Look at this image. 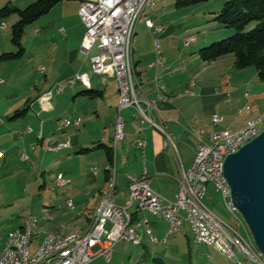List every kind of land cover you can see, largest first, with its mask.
Segmentation results:
<instances>
[{
	"label": "crops",
	"instance_id": "crops-1",
	"mask_svg": "<svg viewBox=\"0 0 264 264\" xmlns=\"http://www.w3.org/2000/svg\"><path fill=\"white\" fill-rule=\"evenodd\" d=\"M33 1L0 0V6L10 3L18 8H22ZM82 1L58 0L46 13L30 23V30L27 27L29 24L25 26L24 32L26 29L32 33V35L28 36V38L31 37V48L35 49L39 47L40 49H44V54L40 59L41 63L45 64V67L42 66L44 70H40V64H38L36 70L40 73L41 77L38 75L37 82L29 86V91H26L27 96H23L24 98H21V100H18L6 110L10 111L15 107L8 119L13 121L10 125L18 124V127L24 129L21 136L15 132L16 129L10 132L8 130L9 126L7 128L3 125V121L0 122V138L21 139L23 144H36L46 153L55 152L56 154L57 151L71 148L73 149V153L86 154L88 158L92 152L96 153V158H99L98 162L102 165V168H99L96 174L92 173L91 170L89 171V169L85 174L81 172H77L76 175L73 174L75 178H82L84 183L86 178L90 176L89 181L93 183L87 197L80 200L79 206L81 211L79 212V216L77 218L73 216L84 227L79 231L80 233L62 230L64 233L75 234H81L90 226L95 208L106 188V181L109 176V172L105 170V165L109 163L107 148L105 146H94L98 141L106 143L107 146H112L111 139L115 128V119L118 114V85L114 77H109L107 83L102 84L99 75L95 74L99 78H95L94 84L96 88L94 89L100 90V93L94 97L81 94V90L74 89L75 86L70 87L66 83L67 79L75 73L85 72L89 76L91 72L90 55H86L80 51V43L85 30L78 13ZM175 2L176 0H156L155 5L151 6L154 7L152 12H149L150 15L146 18L151 19L154 16L156 20H151L155 24H165L166 27L163 32L156 33L144 24L145 28L140 33L139 38H137L136 48H132V50L135 51L137 57L141 58L144 55V59H146L143 65L139 58L133 61L136 77L142 89V91L138 90L139 96L153 98L156 97V86L158 84L163 83L166 87L164 91L166 99L164 101L158 99L155 101L154 121L156 124L163 125L165 132L175 138L182 165L184 168H187L191 164L196 152L197 136L192 130H202L199 134L200 138L208 141L209 135L213 130L222 128L238 130L250 123L254 119V116L264 112V81L258 78L256 69H248V66L243 68L235 67L233 64L234 57L231 55H224L216 60L207 61L200 58L198 50L196 51V56L201 60L199 63L192 65V67L188 66L175 70L170 74L167 73L166 68H170L177 59L183 56V54H179V56L172 55L168 51L173 46V44L169 43L170 40L173 39V42L180 40L178 31H181L179 28H184V26H180L179 23L178 25L172 23L166 24V22L159 19L168 13L178 12H184L185 16L203 17L202 19L205 17L209 18L211 15L215 17L224 0H208V2L199 5V7L186 6L189 8L183 7V9H179L182 7L176 6ZM17 18L16 15L11 16L7 20L0 17V54L13 50L14 44L11 42V33L8 31V26L9 23H13ZM199 24L201 23L199 22L197 25ZM206 27L207 25H204L202 28ZM35 28L38 29V32H35ZM61 28L63 32L60 31ZM192 28L193 26L185 28L183 33L186 35ZM213 28L215 29L212 37H221L229 33V29H222L219 25ZM136 33L134 32L133 39ZM181 35L183 36V34ZM155 36H158L163 43L164 49L159 51V53L152 48V39ZM210 37L206 36L200 42L195 37H190L188 40L183 39L184 41H182L183 44H186L193 40V42H196V47L200 48V45L209 41ZM21 43L24 49L19 57L0 60V77L4 79L0 83V86L3 90L5 88L14 89L19 77L28 79L30 75L28 73L31 72L32 66L28 67L29 64L22 65L19 64V61H14L21 58L26 52L23 36ZM92 51L96 52V48H93ZM157 56L163 58L164 65L149 66V62ZM196 60L197 58L192 62ZM205 64L208 66H205ZM10 66H14V68ZM224 73L228 75L223 77ZM191 81H194V85L192 86L194 90L193 94L186 92ZM57 83L64 85V91H67L63 96L56 94L55 103L52 104L51 100V106L48 109H56L59 103L67 102L68 99L71 100L72 104H75L81 96L90 99L89 105L94 104L92 107H87V110L89 109L90 114H92L87 116V122H84V115H81L75 106L73 112L70 113L72 117L80 118L81 120L80 126L76 129L87 127L79 134L68 135L69 133L67 134L66 131L60 130L59 121L56 122L60 116L55 118V122L51 120L50 115H46L44 119H40L42 112L39 111V108H43L38 98L44 91L52 88ZM91 84L90 81V84L86 87L90 86L93 88ZM101 86L106 87L103 88ZM31 92L32 94L30 95ZM105 95L114 98V108H111L113 106H110V104L108 108L104 105L99 108L98 102L94 98H105ZM19 105H22V107L18 108ZM108 109H110V113ZM87 110L86 113L88 114ZM102 111H106L108 116V121L106 122V124L110 125L108 135L105 134L107 133L106 126L98 121ZM15 112L17 114L13 115ZM48 113L50 112L47 111L46 114ZM215 113L222 117L221 123L217 125L213 124L211 120L212 115ZM120 114L122 115V109L120 110ZM94 117L95 119H93ZM122 118L124 137L115 143L113 159L111 161L116 168L114 200L117 204L127 207L134 218H132L133 222H135L134 220L147 219L151 232L148 233L145 226L135 227L134 230L139 235L140 242L136 244L126 239L117 240L113 245L111 258L109 260L104 259L107 262L106 264H169V261L172 262L170 264H186V257L189 264H191L192 253L194 264H217L214 260V254L224 255L208 245L194 243L192 231L187 220H183V230L181 232L167 234L168 222L164 218L154 216L143 208H138L136 202L130 203V191L126 177L128 173L140 177L143 175L145 169L149 186L164 198L170 200L175 198L180 173L174 153L169 147L164 146L165 134L162 131L156 126L147 123L142 124V129L138 130L140 124L136 118V112H133L126 122L123 115ZM26 127H30V130L27 131ZM57 128L61 132H57ZM47 136H51L58 143L69 138L70 145L57 151H48L45 149V138ZM139 139H144L146 142L144 159L141 157L140 149L137 145ZM84 147H91V149L80 152L79 149ZM100 150L104 152V155L98 153ZM122 157H124V161ZM88 163L86 165H90ZM65 176L70 178L69 175ZM83 182L82 184H84ZM72 197L77 200L75 194ZM181 214H184V212L181 211ZM241 220L238 223L239 228L242 227ZM24 221L21 219L17 228L22 227ZM58 230L56 227L51 231ZM243 233L247 238L244 229ZM151 236L156 237L158 241L153 240ZM0 238L2 240L1 236ZM90 248H96L94 251L90 250L93 255L90 262L93 260L98 261L101 256L99 254L100 243H96ZM238 263H240V258Z\"/></svg>",
	"mask_w": 264,
	"mask_h": 264
},
{
	"label": "built area",
	"instance_id": "built-area-1",
	"mask_svg": "<svg viewBox=\"0 0 264 264\" xmlns=\"http://www.w3.org/2000/svg\"><path fill=\"white\" fill-rule=\"evenodd\" d=\"M156 0H83L79 6L78 13L85 27L84 34L80 43V51L86 55H90L91 71L101 78V83L106 84L109 77H114L118 85V106L116 118V131L113 132L111 142L116 143L123 139V118L120 110L135 106L137 109L136 118L142 129V124L156 126L165 134L164 146L169 147L174 153L180 178L178 180L177 191L175 198L170 200L164 198L158 192L154 191L149 186V181L144 169L143 175L137 177L128 173L126 175L129 187V201L136 202L138 208L147 210L150 214L162 217L168 222L167 234L178 233L183 230V220H187L190 228L195 227V218L203 217L209 228L219 227L225 230L228 242V251L223 253L225 257H230V248H237V256H241L248 260L250 264H264V255L262 253L261 261H254L249 252H244L240 246V238H244L240 232L236 231L235 225H230L223 220V223H216V214L208 208L203 202V197L206 192L207 184L212 183L214 190L223 198L226 209L235 217V220H241V217L235 209L232 200L230 187L226 178L223 175V160L225 155L234 152L245 142L257 135V131L261 130L264 125H257L259 114L254 116L251 121V126L247 129V136L242 139H233V132L236 129L222 128L211 131L209 140L204 141L199 134L202 130H192L197 136L196 152L191 164L184 168L180 159L178 149L176 147L175 138L168 135L164 126L156 124L154 121V110L156 109L155 101L166 99L164 91L166 87L163 83L158 84L156 97L150 98L147 96L138 97V90H141L140 84L136 77V71L130 69L128 58H125L124 46L126 38H129V19L132 17L133 11H141L143 8L154 6ZM145 25L151 28L154 32H163L165 24H155L150 18H145ZM63 32V29H60ZM35 32L38 29L35 28ZM159 45V40L156 39V46ZM93 48L96 52L91 54ZM159 53V50H156ZM164 60L157 56L149 62V66H162ZM40 70L44 67L40 66ZM167 73H172L171 68H166ZM4 79L0 77V83ZM67 85L74 87L77 83L82 85L90 84L89 76L85 72L75 73L70 76ZM194 81L190 82L186 89L187 93L193 94L192 86ZM64 91V85L57 83L52 88L44 91L38 98L43 109H48L51 106V100L55 94H60ZM212 123L217 125L222 121L219 114H213L211 117ZM2 119L0 118V122ZM80 118L68 115L61 119L59 126L60 130L65 128V125H72L78 128L80 126ZM29 131L30 127H26ZM19 136L22 131L15 130ZM45 149L55 151L58 148L69 146L70 140L67 138L63 142H55L51 136L45 138ZM145 140L139 139L137 145L140 149V155L144 159ZM4 155V151L0 150V158ZM22 160L26 159L25 149L21 151ZM124 161V157H122ZM107 165V164H106ZM105 165V166H106ZM98 167H92L91 172L96 174ZM116 168L113 169V183L108 190V196L102 201L99 207V218L96 221L94 231L82 232L72 239L66 246L64 254L55 255L49 258H41V249L46 244H51L56 241V237L61 235L62 230L46 231L41 241L31 250L33 225L37 217L29 214L24 220L29 225V236L25 242L23 249V264H89L92 259L90 247L96 243H100L99 254L106 260H109L112 255L113 245L117 240L126 239L133 243H139L140 237L135 232V227L145 226L148 233L151 232L147 219L135 220L133 227H125V220L128 214H131L126 206L119 205L114 200L116 191L115 183ZM71 182V179L63 173L57 174L55 183L57 187H66ZM67 204L73 207L71 200ZM181 211L184 214H181ZM16 228L8 230L5 235L4 244L1 245L0 238V264H13V256L10 253L12 237L15 235ZM153 240L158 241L154 236ZM251 241V240H248ZM193 242L196 244L208 245L209 243L219 242L213 239H202L201 235L196 233L193 236ZM2 246V247H1Z\"/></svg>",
	"mask_w": 264,
	"mask_h": 264
},
{
	"label": "rangeland",
	"instance_id": "rangeland-1",
	"mask_svg": "<svg viewBox=\"0 0 264 264\" xmlns=\"http://www.w3.org/2000/svg\"><path fill=\"white\" fill-rule=\"evenodd\" d=\"M206 2H208V0L193 4L192 6L189 5V7H194V6L199 7V5H203ZM189 7H185V8H189ZM153 8L154 7H146L141 13V16L135 27V32L137 33L132 41L133 49L136 48L135 45L137 43V38H139L140 33L145 28L144 19L150 15L149 12H152ZM179 9H183V7ZM13 15H16V17H18V15L15 13L5 17L4 19L5 20H7L8 18L10 19L11 16ZM202 18L203 17L193 16V15L185 16L184 12H178V13H168L167 15L159 19L160 21L166 22V24L172 23L174 25H178L179 23L180 26H184V28L181 27L179 28L178 26V28L181 29V31L177 30L179 33L178 37L180 38V40H176L175 42H173V39H171L169 42L170 44H173L171 49H169L168 51L169 54L176 56H179V54L180 55L183 54L182 58L177 59L174 65L170 66L173 72L175 70L183 69L188 66L192 67V65H195L196 63H199L201 61L200 58L196 56V51L199 48L196 47V42H193L192 40L186 44H183L184 40H188L190 39V37H195L197 41L200 42L201 39L205 38L206 36H211L209 41L200 45L203 46L209 44L212 41L228 36L232 32H234L233 29L226 28L220 25L219 22L216 19H214V15H211V17L209 18L208 17H205L204 19ZM151 19L155 21L156 17L153 16ZM199 22L201 24L197 25ZM11 24L12 23H9L8 26L9 29L8 31L10 33H11ZM30 25L31 24L27 26L28 29L31 27ZM204 25L205 26L207 25V27L202 28ZM216 25H219L220 27H222V29H229V33L221 37H212L213 36L212 34H214L213 31L215 29L213 27ZM253 25L254 22L250 23L248 25V28L252 27ZM190 26H193V28L190 29V31H188V33H186L185 35V33H183L184 29ZM181 34H183V36ZM29 35H32V33L25 29L23 35V44H25L26 46V52L21 58L14 60V61L16 60L19 61V64L22 65L29 64L28 67L32 66L31 72L28 73V75L30 74L28 79H23V77H19L16 81V87L14 89L5 88L3 90L1 89L0 86V118L3 121V125H5L7 128L9 126L8 130H10V132H13L14 129L24 132V129L18 127V124L10 125V123H12L13 121L9 120L8 117L13 113L15 107H13V109H11L10 111H6L7 108L14 105L18 100H21V98H24L23 96H27L26 91H29V86L32 83L37 82L38 75H40V73L36 70V68H38L37 67L38 64H40L39 66L45 67V64L41 63V59H40V57L44 54V49H40L39 47L35 49L31 48L30 45L31 37L28 38ZM156 39L159 40L158 46H156ZM148 48H150V46H148ZM152 48L154 50L158 49L159 51H162L164 49L162 40L158 38V36H155V38L152 39ZM15 50L16 48L13 46L12 51ZM93 52L94 51H92L91 54ZM227 55L233 56V54L231 53ZM132 56H133V61L139 58L137 57L135 51L133 50H132ZM195 58H197V60L195 62H192L194 61ZM139 60L140 62H142L143 65L144 60L146 59H144V55H143L141 56V58H139ZM205 66L208 65L205 64ZM10 67L14 68V66H10ZM248 67H249L248 69H252V70L255 69L253 66H248ZM202 73H204V71H202ZM226 75L228 74L224 73L223 77H225ZM89 77L92 83L91 84L92 87L96 88V85L94 84L95 78L98 79L100 76L98 77L91 71L89 73ZM85 88L86 86L82 85L81 83H77L74 87V89H79V90ZM66 91H64L59 95L63 96L64 93H66ZM31 94L32 92L30 93V95ZM56 97L57 95L55 94L52 99V104L55 103ZM104 97L105 98H94L98 102L99 108H101V106L103 105L106 108H108L109 104L110 106H113L111 108H114L115 106L114 98L109 95H105ZM138 97H140L139 93H138ZM89 101H90L89 98L81 96L75 104H72L71 100L68 99L67 102L59 103L56 109L44 110L39 108V111L42 112L40 119H44L46 115H50L49 117L51 118V120L54 121L57 116H60L59 120L57 121L55 120L56 122L59 121L58 125H60L61 119L70 115V113L73 112L75 106L80 111V114L84 115L83 118L84 122H87V116L92 115L90 114L89 109L87 110V107L94 106V104L89 105ZM21 107L22 105L18 106V108ZM86 110L89 112L88 114L86 113ZM47 111H49L51 114L50 113L46 114ZM84 111L85 113H83ZM108 112L110 113V109H108ZM133 112L137 113V109L135 106H128L122 109V115L124 117L125 122L129 120V117ZM93 119H95V117ZM98 121H100L101 124L103 123L102 125L106 126L107 133L105 134L108 135L110 125H108V123L106 124V122L108 121V116L106 111H102L100 113ZM85 128L81 127L80 129H76L75 127L69 126L64 128L63 130L66 131L67 134L69 133L68 135H70L74 133L79 134ZM57 130H58L57 132H61L58 128ZM176 147L178 148L177 144ZM23 149H25V151L27 149V151L25 152L26 154L25 160H22L21 158V151ZM0 150L4 151L3 157L0 158V236L2 237L1 245L3 246L4 244V237L6 235V232L15 227L17 228L21 219L24 220V218L29 214L35 215L37 217V222H35V224L33 225L31 250L34 249L37 246V244L41 241L44 232L48 230L51 231L53 228L57 227L59 230H64L66 232L73 231L76 233H80L79 231L84 227V225L78 222L76 219L79 216V212L81 211V208L79 206L81 203L80 200L82 198L87 197L88 191L93 183H90L89 181L90 176L86 178L87 182L85 181L84 183L82 181L83 180L82 178L80 177L75 178L73 174L76 175L77 172H81L85 174L88 172V169L90 171L92 167L102 168V165L98 162L99 158H96L97 157L96 153L92 152L89 158L87 157L86 154L73 153L72 148L64 149L59 152L57 151L56 154L55 152L46 153L43 152V150L40 149V147H38L36 144L25 145L22 143L21 139H15V138L9 139L8 137L0 138ZM101 150L98 153H100V155H104V152ZM88 159H89V163H88ZM87 163L90 165H86ZM60 172L64 173L65 175H69L71 179V182L66 187L63 188L57 187L55 183V177ZM82 182L84 184H82ZM74 194L77 196V200L74 199V197H72L74 196ZM68 200L72 201L73 207H70L67 204ZM203 202L222 220H224L230 225L233 226L235 225L234 216L226 209L222 196L220 195V193L214 190V186L212 183L207 184L206 192L203 197ZM73 216H75L76 218L74 219ZM241 221H242L241 224L242 227L239 228L240 233L245 237V234L243 233V229H244L248 240L252 241L250 232L246 224L244 223L243 219ZM201 229H202L203 239H209V238L212 239V237L208 234V232L204 228ZM247 238L245 237L246 240ZM209 246L211 247V243H209ZM95 249L96 248H90V250L92 251H94ZM99 258L100 259L98 261L93 260L95 262L92 261L89 264L107 263L102 256H100ZM193 258L194 257L192 253L191 264H194ZM239 258H240V263H235L225 258V256L214 254V260L216 261L217 264H250L248 260H246L245 258L241 256H239ZM170 263L172 262L169 261V264ZM185 263L189 264L187 257L185 258Z\"/></svg>",
	"mask_w": 264,
	"mask_h": 264
},
{
	"label": "trees",
	"instance_id": "trees-1",
	"mask_svg": "<svg viewBox=\"0 0 264 264\" xmlns=\"http://www.w3.org/2000/svg\"><path fill=\"white\" fill-rule=\"evenodd\" d=\"M57 1L34 0L24 8H18L10 3L0 6V17L5 18L15 13L18 15V18L11 24V42L16 50L1 53L0 60L16 58L22 54L24 48L21 38L25 26L46 13ZM203 1L206 0H176L175 5L186 7ZM214 19L222 26L233 29L234 32L201 46L198 49L200 58L213 61L231 53L234 57L235 67L253 66L258 78L264 81V0H224ZM252 22L254 25L248 28ZM80 93L94 97L100 93V90L89 86L82 89ZM15 114L17 112L13 115ZM100 146L107 148L108 161L112 163L113 145L107 146L106 143L98 141L94 147ZM89 149L91 147H84L79 151L85 152Z\"/></svg>",
	"mask_w": 264,
	"mask_h": 264
},
{
	"label": "bare ground",
	"instance_id": "bare-ground-1",
	"mask_svg": "<svg viewBox=\"0 0 264 264\" xmlns=\"http://www.w3.org/2000/svg\"><path fill=\"white\" fill-rule=\"evenodd\" d=\"M143 10L144 8L142 9V12ZM142 12L133 11L132 17H130L129 19V28L131 29V31L129 32V38H126V44L124 46V54H125V58H128V62H129L131 70H135L133 58H132V40H133V35L135 32V27L137 25V22ZM88 85H85V86H88ZM257 125H264V112L259 115V118H257ZM69 126H72V125H65V128ZM250 126H251V122L245 125L244 127L238 130H235L233 132V139H242L243 137L247 136V129L245 128H249ZM114 131H116V123H115ZM260 131L261 130H258L257 134ZM112 145L114 147L115 143H112ZM64 147H68V146H64ZM64 147L58 148L55 151L62 149ZM113 169H115V167H114V164L112 163H107V165L105 166V170L109 172V176L106 181V188L104 190L103 196L101 197L98 205L95 208L93 220L90 226L84 232L94 231L96 227V221L99 218L98 209L101 206L102 201L105 200V196H108V190L111 188L112 183H113ZM216 223H223V220L220 217L216 216ZM238 223H239V220L236 221V231L240 232ZM134 225H135V222H133L131 214H128L125 220V227H133ZM195 227L196 228H191L193 236H196V233H197L201 235L202 237L201 228H204L214 241L219 242V245L216 243H211V247L217 250L222 255L223 253H227L228 242H227L225 230L220 229L219 227H212V229H210L209 225L206 223L203 217L195 218ZM28 236H29V225L25 221L22 227L16 229L15 235L12 237L10 253L13 256V264H23V249L22 248L25 246V242L27 241ZM75 237H78V235L74 233L62 232L61 235L56 237V241H52L51 244H46L45 247H42L41 258H49L55 255L64 254V252H66V246H68V244ZM240 246L244 252H249L251 254V257L254 261L262 260V252L255 247L252 241H248L245 238H240ZM225 258H227L231 262L238 263L239 256H237V248H230V257H225Z\"/></svg>",
	"mask_w": 264,
	"mask_h": 264
},
{
	"label": "water",
	"instance_id": "water-1",
	"mask_svg": "<svg viewBox=\"0 0 264 264\" xmlns=\"http://www.w3.org/2000/svg\"><path fill=\"white\" fill-rule=\"evenodd\" d=\"M223 175L235 209L255 247L264 255V127L237 150L225 155Z\"/></svg>",
	"mask_w": 264,
	"mask_h": 264
}]
</instances>
